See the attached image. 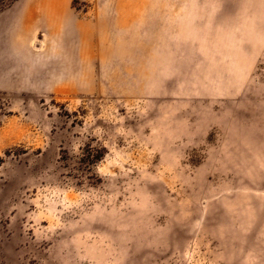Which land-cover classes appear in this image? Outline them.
Masks as SVG:
<instances>
[{
  "label": "rangeland",
  "instance_id": "obj_1",
  "mask_svg": "<svg viewBox=\"0 0 264 264\" xmlns=\"http://www.w3.org/2000/svg\"><path fill=\"white\" fill-rule=\"evenodd\" d=\"M0 264H264V0H0Z\"/></svg>",
  "mask_w": 264,
  "mask_h": 264
}]
</instances>
